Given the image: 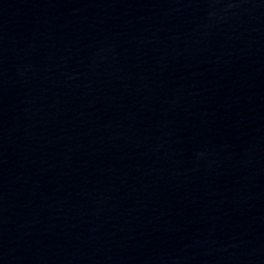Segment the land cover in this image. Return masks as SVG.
I'll list each match as a JSON object with an SVG mask.
<instances>
[{
    "label": "water",
    "instance_id": "obj_1",
    "mask_svg": "<svg viewBox=\"0 0 264 264\" xmlns=\"http://www.w3.org/2000/svg\"><path fill=\"white\" fill-rule=\"evenodd\" d=\"M0 264H182L98 206L0 156Z\"/></svg>",
    "mask_w": 264,
    "mask_h": 264
}]
</instances>
